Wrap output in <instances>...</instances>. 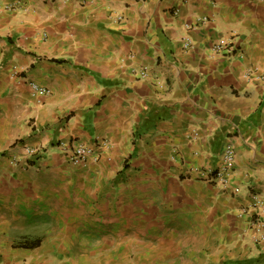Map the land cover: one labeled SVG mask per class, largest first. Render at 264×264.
<instances>
[{
  "label": "crops",
  "instance_id": "1",
  "mask_svg": "<svg viewBox=\"0 0 264 264\" xmlns=\"http://www.w3.org/2000/svg\"><path fill=\"white\" fill-rule=\"evenodd\" d=\"M249 69L264 70V0H0V264H264L239 214L264 197ZM63 144L99 159L74 166ZM229 144L237 195L192 171Z\"/></svg>",
  "mask_w": 264,
  "mask_h": 264
},
{
  "label": "built area",
  "instance_id": "2",
  "mask_svg": "<svg viewBox=\"0 0 264 264\" xmlns=\"http://www.w3.org/2000/svg\"><path fill=\"white\" fill-rule=\"evenodd\" d=\"M232 42L228 40H220L213 46V52L217 55H226L229 51ZM193 42L191 39L186 38L184 40V47L186 50L191 49ZM135 74L139 76L140 79H147L149 77L148 69H141L135 71ZM248 80L254 78L264 81V70L256 71L254 69H249L245 75ZM30 88L35 96H47L49 90L39 86L38 84L31 82ZM68 161L74 165H87L91 161H98L100 154L95 151V149L87 146H72V145H62ZM97 147L101 150L109 149L110 143L108 141H101L98 143ZM37 150L26 147L24 149L25 157H33L37 155ZM22 158L12 159V165L19 166L22 164ZM236 163V152L234 147L229 144L225 147L221 156V165L217 170H200L192 169V171L197 174L201 180L205 181L207 184L219 188L223 192H231L233 195L240 193V189L235 186L233 181V175L235 171ZM250 203L240 210V216L251 217L250 226L256 231L254 236V241L256 243L264 241V197L258 193H253L251 195Z\"/></svg>",
  "mask_w": 264,
  "mask_h": 264
},
{
  "label": "trees",
  "instance_id": "3",
  "mask_svg": "<svg viewBox=\"0 0 264 264\" xmlns=\"http://www.w3.org/2000/svg\"><path fill=\"white\" fill-rule=\"evenodd\" d=\"M34 244V243H33ZM23 247H25V246H28V243L27 242H25V244H23L22 245Z\"/></svg>",
  "mask_w": 264,
  "mask_h": 264
}]
</instances>
